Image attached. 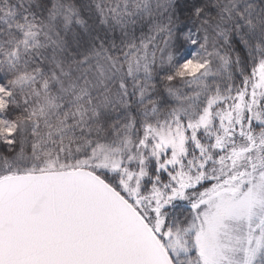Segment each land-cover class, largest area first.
<instances>
[{
    "label": "snow or ice",
    "instance_id": "snow-or-ice-1",
    "mask_svg": "<svg viewBox=\"0 0 264 264\" xmlns=\"http://www.w3.org/2000/svg\"><path fill=\"white\" fill-rule=\"evenodd\" d=\"M0 264H264V0H0Z\"/></svg>",
    "mask_w": 264,
    "mask_h": 264
}]
</instances>
